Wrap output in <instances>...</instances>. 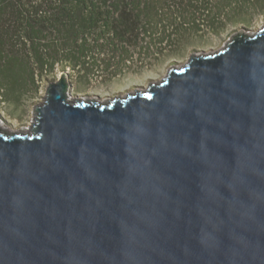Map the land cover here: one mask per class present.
<instances>
[{
  "label": "water",
  "instance_id": "95a60500",
  "mask_svg": "<svg viewBox=\"0 0 264 264\" xmlns=\"http://www.w3.org/2000/svg\"><path fill=\"white\" fill-rule=\"evenodd\" d=\"M69 77L0 128V264H264V26L125 97Z\"/></svg>",
  "mask_w": 264,
  "mask_h": 264
},
{
  "label": "trees",
  "instance_id": "16d2710c",
  "mask_svg": "<svg viewBox=\"0 0 264 264\" xmlns=\"http://www.w3.org/2000/svg\"><path fill=\"white\" fill-rule=\"evenodd\" d=\"M255 12L264 0H0V93L17 99L58 65L80 79L110 72L134 48L144 56L189 26L219 29Z\"/></svg>",
  "mask_w": 264,
  "mask_h": 264
},
{
  "label": "rangeland",
  "instance_id": "374dc122",
  "mask_svg": "<svg viewBox=\"0 0 264 264\" xmlns=\"http://www.w3.org/2000/svg\"><path fill=\"white\" fill-rule=\"evenodd\" d=\"M263 26L264 14L259 12L249 15L245 23L227 21L219 29L189 26L174 43L158 50L153 47L144 56L134 48V57L127 63L119 64V69L110 72L104 70L100 75L88 72V77L80 79L84 75L80 76L67 68L71 99L108 101L133 94L138 89L144 90L150 83H160L170 67H182L193 55L224 49L234 34L256 33ZM65 71L58 65L49 76L39 78L36 85H24L17 99L0 93V125L7 130L30 129L34 123L35 109L44 103L49 84L59 79ZM99 71H102L101 68ZM113 71H117V74L112 76Z\"/></svg>",
  "mask_w": 264,
  "mask_h": 264
},
{
  "label": "bare ground",
  "instance_id": "6f19581e",
  "mask_svg": "<svg viewBox=\"0 0 264 264\" xmlns=\"http://www.w3.org/2000/svg\"><path fill=\"white\" fill-rule=\"evenodd\" d=\"M244 34H248V35H250V33H244ZM204 54H206V53H204ZM210 54H212V53H210ZM196 55H199V54H196ZM206 55H209V54H206ZM173 68H179V66H175V67H173ZM146 89H147V88H145L144 90H141V91L138 89L137 91H139V92H144V91H146ZM68 99H69V100H72V99H71V95H70V93H68ZM100 102H103V101H100ZM0 128H1V129H5L2 125H0ZM29 130H30V129H28V130H27V129H22V130H18V131H15V130H8V131H9L10 133H24V134H25V133H27Z\"/></svg>",
  "mask_w": 264,
  "mask_h": 264
}]
</instances>
